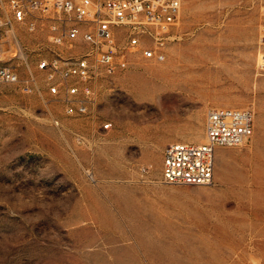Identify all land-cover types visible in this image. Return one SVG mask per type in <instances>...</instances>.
Listing matches in <instances>:
<instances>
[{"label": "rangeland", "instance_id": "obj_1", "mask_svg": "<svg viewBox=\"0 0 264 264\" xmlns=\"http://www.w3.org/2000/svg\"><path fill=\"white\" fill-rule=\"evenodd\" d=\"M11 3L0 0V59L20 80L0 82V264H264V0H184L165 60L142 43L87 81L90 97L70 78V103L40 63L90 46L52 40L64 14L18 21ZM211 107L251 109L254 134L217 148L211 183H166V146L205 142Z\"/></svg>", "mask_w": 264, "mask_h": 264}, {"label": "built area", "instance_id": "obj_2", "mask_svg": "<svg viewBox=\"0 0 264 264\" xmlns=\"http://www.w3.org/2000/svg\"><path fill=\"white\" fill-rule=\"evenodd\" d=\"M16 20H27L33 9H54L64 14L52 23V40L63 44L68 40L81 38L90 46L81 57L61 66L59 60H44L40 68L51 69L49 78L56 74L60 82L51 84V92L59 93L66 88L67 101L70 95L78 94L80 86L70 84L77 77L85 84L84 95L92 96V88L87 81L97 77L101 71L116 72L127 66V54L142 43L152 42L155 46H145L143 54L159 61L166 54L159 47L170 37L171 31L181 20L184 0H10ZM0 19V28L4 26ZM30 29L36 24L31 22ZM126 31L127 39L120 43L118 31ZM264 39V25L262 26ZM10 65L0 59V82H18L20 76ZM87 101L81 100L78 110L87 109ZM71 112V108L68 109ZM110 123L105 125L109 128ZM254 134V113L248 108L211 107L206 120V141L192 143L175 141L169 143L163 155V179L169 184L204 185L212 182L215 168V152L218 147L241 145Z\"/></svg>", "mask_w": 264, "mask_h": 264}, {"label": "bare ground", "instance_id": "obj_3", "mask_svg": "<svg viewBox=\"0 0 264 264\" xmlns=\"http://www.w3.org/2000/svg\"><path fill=\"white\" fill-rule=\"evenodd\" d=\"M180 66L186 68L187 70H193L195 68V67L185 64L184 62ZM181 73L182 71L180 70L175 71L172 75H168L167 78L173 82H180L182 81V79L179 78Z\"/></svg>", "mask_w": 264, "mask_h": 264}]
</instances>
